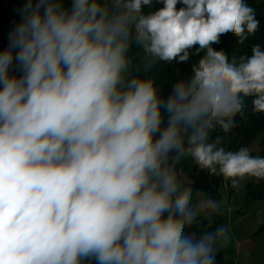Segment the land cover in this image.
Wrapping results in <instances>:
<instances>
[{
	"label": "clouds",
	"instance_id": "clouds-1",
	"mask_svg": "<svg viewBox=\"0 0 264 264\" xmlns=\"http://www.w3.org/2000/svg\"><path fill=\"white\" fill-rule=\"evenodd\" d=\"M20 15L0 50V264H216L230 229L192 231L204 210L175 165L264 181V156L210 135L236 127L245 98L264 113V46L239 58L213 47L254 36L255 8L25 0ZM133 46L144 71L200 58L165 96L132 74Z\"/></svg>",
	"mask_w": 264,
	"mask_h": 264
},
{
	"label": "trees",
	"instance_id": "trees-1",
	"mask_svg": "<svg viewBox=\"0 0 264 264\" xmlns=\"http://www.w3.org/2000/svg\"><path fill=\"white\" fill-rule=\"evenodd\" d=\"M24 2L25 0H0V41H4L8 37L11 29L20 22V9L23 7ZM248 2L255 8L257 19L260 22L259 31H257L254 36L249 37L243 45L237 44V38L232 34L224 35L221 37V42L219 44L213 45L214 48L217 50L223 49L226 53L230 54V56L233 55L239 58L240 56L250 55L251 46L253 44L259 43L264 46V0H248ZM200 55H203V53H200ZM199 58L200 56L195 55L193 59L199 60ZM193 59H189L187 63H183L179 66L181 69L178 74L176 70L172 68L176 67L174 62L166 67L162 62H159L156 66H163L166 70H160V67H156V70H152L153 67L145 71L146 74L143 77L154 78L155 81L164 86V89L161 88L163 91L162 93L168 95L176 80L184 76V74L190 70L191 64L189 63L192 62ZM140 71H143V67ZM136 74L137 73H134V75ZM251 100V97L245 98L246 107L244 113L242 116H237L236 127L230 133L225 135L217 129L210 134L211 137L214 138L217 135H223L225 146L232 150H236L240 146H247L250 149L255 143L262 142V139L258 136L264 124L256 120V116L259 114L253 113ZM251 152L253 155L264 156V152ZM175 166L179 173L189 176L193 187H195L200 194L209 198H213L219 192L224 182L231 183L230 181H224L221 177L212 176L206 171L200 170L196 165H187L184 158L180 159ZM245 191V206H249V204L255 202L260 205L264 204V182L261 184L248 183L245 186ZM211 221L212 223L209 227L208 219H201L198 224L193 226L192 231H213L219 225L216 221ZM216 264H224L221 249L217 253Z\"/></svg>",
	"mask_w": 264,
	"mask_h": 264
},
{
	"label": "crops",
	"instance_id": "crops-1",
	"mask_svg": "<svg viewBox=\"0 0 264 264\" xmlns=\"http://www.w3.org/2000/svg\"><path fill=\"white\" fill-rule=\"evenodd\" d=\"M184 159L187 165H196L191 158L185 157ZM179 174L184 186L192 191L193 204H199L204 210L200 220L208 216L218 225H227V220L231 218L232 245L229 252H223L221 248L224 264H264V238H261L259 235L261 232H258L262 228L260 224L264 221L261 218L260 206H251L254 204L245 206L246 203L243 204V202V205H240L239 201L234 199V189L228 187L226 182L221 185L219 192L213 198L206 197L193 187L189 176ZM248 183H252L251 179L245 178L238 185L245 190ZM229 204L233 207L230 216L226 213V206Z\"/></svg>",
	"mask_w": 264,
	"mask_h": 264
},
{
	"label": "rangeland",
	"instance_id": "rangeland-1",
	"mask_svg": "<svg viewBox=\"0 0 264 264\" xmlns=\"http://www.w3.org/2000/svg\"><path fill=\"white\" fill-rule=\"evenodd\" d=\"M160 6H162V5H155V7H160ZM178 7H179V5H178ZM147 10V9H146ZM7 45H8V37L4 40V41H0V50H3V49H5L6 47H7ZM250 54H251V51H250ZM129 55H130V57H132V69H131V71H132V74L134 75V73H137L136 72V68L137 67H140V69L143 67V64H142V58H143V56H144V54L142 53V51L140 50V49H138V48H136L135 46H133V48L130 50V52H129ZM195 49H193L192 50V55H191V57H190V59H193L194 57H195ZM198 60H194L193 59V61L192 62H190L189 64H191L190 66H192V64H194V63H196ZM175 63V66L176 67H172L174 70H176V73L178 74L179 73V70L181 69V67H179V66H181L183 63H177V62H174ZM162 64L163 65H165V67L166 66H168L169 64H165V63H163L162 62ZM156 67H160V70H162V69H164L163 68V66L161 67V66H154V68L152 69V70H156ZM164 70H166V69H164ZM190 70H191V67H190ZM190 70L188 71V72H186L185 74H184V76H187L189 73H190ZM138 75H140L141 77H143L145 74H146V72L143 70V71H140L139 73H137ZM136 74V75H137ZM156 82V84L160 87V88H163L164 89V86H162V84H159L157 81H155ZM161 85V86H160ZM163 92V91H162ZM165 93V92H164ZM163 94V93H162ZM164 95V94H163ZM167 95V94H166ZM165 95V96H166ZM256 120H258V121H260L262 124H264V114H259L258 116H256ZM261 133L259 134V138L260 139H262V142H259V143H255L251 148H250V151H255L256 153H260V152H264V127H262V130L260 131ZM259 139V140H260ZM251 179V182L253 183V184H261L262 182H264V181H256L255 179H253V178H250ZM227 185H228V187H232L233 189H234V199L236 200V201H239V203H240V205L242 204V202H243V204L245 203L244 201V199H245V194H246V191L244 190V189H242V188H240V186L239 185H237L236 187H233L232 186V184L231 183H227ZM242 204V205H243ZM254 205H251V206H253V207H259L260 206V210H261V218H262V220H264V211H262V210H264V206H262V205H264V204H262V205H260L259 203H253ZM260 225H262V228H261V230L260 231H258L259 233L261 232V234H259L260 235V237L261 238H264V221H262V223L260 224ZM232 245V238H231V241H230V243L227 245V246H225V247H223L222 249H223V252H229V250H230V246Z\"/></svg>",
	"mask_w": 264,
	"mask_h": 264
},
{
	"label": "built area",
	"instance_id": "built-area-1",
	"mask_svg": "<svg viewBox=\"0 0 264 264\" xmlns=\"http://www.w3.org/2000/svg\"><path fill=\"white\" fill-rule=\"evenodd\" d=\"M233 212V207L229 204L226 206V213L228 216L231 215V213ZM227 226L229 227V229L231 228V218L229 217V219L227 220Z\"/></svg>",
	"mask_w": 264,
	"mask_h": 264
}]
</instances>
